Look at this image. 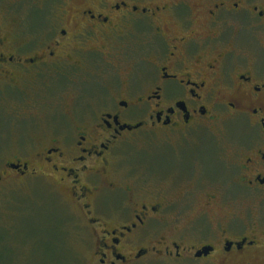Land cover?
<instances>
[{
    "label": "flooded vegetation",
    "instance_id": "obj_1",
    "mask_svg": "<svg viewBox=\"0 0 264 264\" xmlns=\"http://www.w3.org/2000/svg\"><path fill=\"white\" fill-rule=\"evenodd\" d=\"M61 1L56 21L54 6L46 16L63 25L46 49L27 55L21 36L0 37V89L26 103L16 110L46 105L34 93L46 76L73 93L61 119L23 114L30 157L14 156L0 181L9 171L64 190L95 264H264V0ZM142 36L150 59H116L132 58ZM143 138L185 147L142 153L165 155V173L127 166L123 146Z\"/></svg>",
    "mask_w": 264,
    "mask_h": 264
},
{
    "label": "rangeland",
    "instance_id": "obj_2",
    "mask_svg": "<svg viewBox=\"0 0 264 264\" xmlns=\"http://www.w3.org/2000/svg\"><path fill=\"white\" fill-rule=\"evenodd\" d=\"M47 1L48 3L45 0H0V37L10 40L11 37L21 36L22 42L27 44L24 48L27 55H32L37 49H46L47 41L44 40L55 37L56 32L53 29L54 26L59 25L58 21L55 22L56 16L59 6H63L64 3L61 0ZM81 1L73 0L69 6H77ZM51 6L55 7L53 22L46 17L51 14L49 10ZM40 7L44 9L45 18ZM71 9L74 10L73 7ZM73 17L71 14L69 18ZM44 24L46 26L42 28ZM61 27L59 25L58 29ZM146 40V36L134 40L132 58L119 55L116 59H129L130 65L141 63L143 59H150L142 52ZM126 49L130 51L128 47ZM129 77L131 80V75ZM126 79L127 76L115 78L116 86L120 87ZM40 81L42 82H37L34 93L36 97L39 94L46 95L44 97L46 105L38 107L36 112L35 110L30 112L27 108L23 111L16 110L15 107L26 106V103L17 100L8 91L9 95L4 97V91L0 89V171L5 169L6 163L18 154L24 158L30 157L35 134L33 127L27 123L30 121L23 118L24 113L28 115L36 113L37 124H41L45 119L50 120L55 114L61 119L62 114L70 113L68 106H71L70 99L73 93L60 87L62 84V82L58 83L60 80L46 76ZM92 83L96 84L95 80L87 78L85 87L87 89L89 87V91L93 93L102 92ZM108 92L110 91L103 92L102 97H108ZM50 94L55 96L50 97ZM89 96V99L81 98L80 102L85 101L89 104L85 110L81 108L84 111L95 108L91 102L92 93L87 97ZM3 98H5L4 106L1 104ZM211 135V133L203 135L202 140H210L207 137H212ZM214 141L217 142L216 139ZM156 142L155 140L151 145L154 146ZM156 144L157 147H152L144 138L125 144L122 149L128 157L125 164L130 167H140L141 165L136 163L152 162L151 167L154 170L160 169L165 173L174 165L169 163L165 155L142 153L166 149L179 152L185 147V143L176 149ZM200 153L209 159L213 157L211 147H205ZM133 160H136L135 165ZM207 167L209 175L216 177L215 168L211 169L210 163H207ZM189 169L188 166L187 170ZM8 173L5 174L7 178L0 181V264H95L92 240L89 236L82 235L85 240L89 239L88 247L82 245L84 241H81L77 228L74 227L77 226L74 220L75 208L67 202L64 190L43 177L21 179L14 177L16 175L9 171ZM244 209L247 216L253 214L254 210L259 212V208L255 205H245ZM250 209H252L251 214Z\"/></svg>",
    "mask_w": 264,
    "mask_h": 264
}]
</instances>
